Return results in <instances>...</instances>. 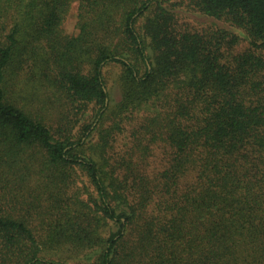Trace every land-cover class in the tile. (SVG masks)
Masks as SVG:
<instances>
[{
  "label": "trees",
  "instance_id": "trees-1",
  "mask_svg": "<svg viewBox=\"0 0 264 264\" xmlns=\"http://www.w3.org/2000/svg\"><path fill=\"white\" fill-rule=\"evenodd\" d=\"M0 264H264V0H0Z\"/></svg>",
  "mask_w": 264,
  "mask_h": 264
},
{
  "label": "rangeland",
  "instance_id": "rangeland-1",
  "mask_svg": "<svg viewBox=\"0 0 264 264\" xmlns=\"http://www.w3.org/2000/svg\"><path fill=\"white\" fill-rule=\"evenodd\" d=\"M74 11H75V4L73 5L72 7V10L70 11V13L68 14V16L66 17V20L64 21L63 23V29L64 31L66 32V34H69V35H75L76 34V30H75V20H74ZM241 47H244V43H242ZM120 72V67L118 65H111L109 67H107V69L105 70V74H106V79H107V84H108V87L110 89V92H111V96L113 98V102L118 100L119 99V96H120V87H119V84H118V81H117V76ZM25 90H27V88L25 87ZM37 92V90H34ZM35 111L37 113H45L47 114V110L45 111H40V109H35ZM55 120V117L54 115L52 114V121ZM126 135H124L123 137H121L119 139V142L117 143V149L122 153L124 154L125 151H126V148L125 146L123 145V140H124V137ZM97 138H98V135L95 136L94 138V141L96 140L97 141ZM118 153V152H117ZM163 149L161 146H157L156 149H155V154L154 156L150 159L151 161V169L152 171H154L155 169L158 170L161 168V165L163 164ZM77 188L79 191H84L85 187H88L89 188V184L86 182V180H83V179H80L78 180L77 182ZM74 190H77V189H74ZM60 255L62 257V259H64V261L66 260V256L69 257V253H67V251H60ZM72 259V258H70ZM78 261H83V262H86V261H89L87 258H85L83 256L82 259H78L77 260H70V263H75V262H78Z\"/></svg>",
  "mask_w": 264,
  "mask_h": 264
}]
</instances>
